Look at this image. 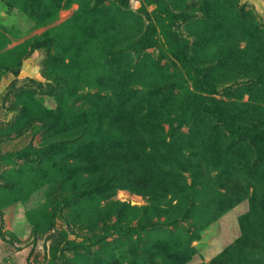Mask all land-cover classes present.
<instances>
[{"label":"rangeland","instance_id":"374dc122","mask_svg":"<svg viewBox=\"0 0 264 264\" xmlns=\"http://www.w3.org/2000/svg\"><path fill=\"white\" fill-rule=\"evenodd\" d=\"M0 264H264V0H0Z\"/></svg>","mask_w":264,"mask_h":264},{"label":"trees","instance_id":"16d2710c","mask_svg":"<svg viewBox=\"0 0 264 264\" xmlns=\"http://www.w3.org/2000/svg\"><path fill=\"white\" fill-rule=\"evenodd\" d=\"M166 12L170 16H173L174 15V13L171 12L170 10H167L166 9ZM181 55H183V54H181ZM181 58H182L183 63H186V58L184 57V55L181 56ZM197 97H198L199 102L202 104V106L205 108L206 111L218 113L219 116L223 118L224 124H225V126L228 129H231L233 131H235V130L246 131L247 130V128H243V127H241L239 125L233 124V122L229 119L227 113L224 110H222L221 107L216 106V105H213V104H210V103H207L205 101V99H204L203 94H200L199 93V94H197Z\"/></svg>","mask_w":264,"mask_h":264}]
</instances>
